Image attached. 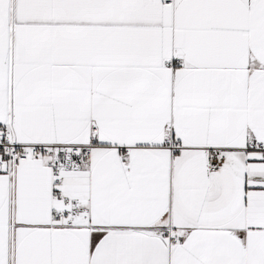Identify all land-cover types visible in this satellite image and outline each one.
Returning a JSON list of instances; mask_svg holds the SVG:
<instances>
[{"label":"snow or ice","instance_id":"snow-or-ice-1","mask_svg":"<svg viewBox=\"0 0 264 264\" xmlns=\"http://www.w3.org/2000/svg\"><path fill=\"white\" fill-rule=\"evenodd\" d=\"M0 264H264V0H0Z\"/></svg>","mask_w":264,"mask_h":264}]
</instances>
